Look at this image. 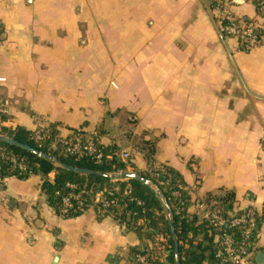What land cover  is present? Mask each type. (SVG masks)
<instances>
[{
  "label": "crops",
  "instance_id": "crops-1",
  "mask_svg": "<svg viewBox=\"0 0 264 264\" xmlns=\"http://www.w3.org/2000/svg\"><path fill=\"white\" fill-rule=\"evenodd\" d=\"M225 11L264 30L256 0H0V130L82 128L138 172L169 166L198 221L215 197L260 210L264 45L227 37ZM151 244L94 209L59 215L39 174L0 191V264H134ZM256 249L264 264V222Z\"/></svg>",
  "mask_w": 264,
  "mask_h": 264
},
{
  "label": "trees",
  "instance_id": "trees-1",
  "mask_svg": "<svg viewBox=\"0 0 264 264\" xmlns=\"http://www.w3.org/2000/svg\"><path fill=\"white\" fill-rule=\"evenodd\" d=\"M223 23L227 20L224 17ZM5 117H2L4 119ZM77 130V129H76ZM48 137L42 141L35 140L34 132L23 128H1L0 135L13 139L16 144L11 145L0 141V147H6L8 151L25 157L26 171L8 170V165L3 169L8 176L26 178L30 174H39L42 177V190L48 198L50 205L59 213L64 195L79 190L101 192L107 202L115 201L106 208L104 216L99 218L112 217L128 230L134 231L140 239L149 240L151 248L133 250L134 264H142L139 256L145 257L148 264H230L223 262L218 256L222 250L218 236L227 233L237 243L244 242L245 248L256 254L257 234L253 233L248 239H243L242 225L231 226L225 223L216 229L209 220L198 221L196 216L187 213L190 200L185 182L182 176L169 166L153 167L146 172H138L133 169L132 158L127 162L120 158L119 149L116 146H107L100 142L97 135L94 139L97 142V150L102 154L100 160L93 155L67 154L62 152L60 145L52 147V142L57 134L55 126L43 129ZM20 145L30 146L42 151L54 158H39L32 152L23 149ZM145 156L152 161L154 150L147 141L137 144ZM63 164L90 170L93 173H80L68 170ZM131 169L145 177L148 183L138 179H124L112 177L121 171ZM54 173V179L50 180L49 175ZM100 174H105L102 176ZM76 186L75 190L70 189L67 184ZM214 209L219 210L228 219L232 217L226 214L231 207V198L221 196L214 198ZM102 206V204H99ZM171 217L170 222L168 212ZM244 213L243 210L238 215ZM82 212L71 210L63 217H74ZM264 222V215H258V227ZM174 228V237L172 234ZM259 229V228H258ZM218 238L217 241H214ZM175 244L178 247V256H175Z\"/></svg>",
  "mask_w": 264,
  "mask_h": 264
},
{
  "label": "built area",
  "instance_id": "built-area-1",
  "mask_svg": "<svg viewBox=\"0 0 264 264\" xmlns=\"http://www.w3.org/2000/svg\"><path fill=\"white\" fill-rule=\"evenodd\" d=\"M256 8L260 15L264 16V0H256ZM226 22L222 24L221 29L227 37L236 38L243 49L249 50L255 46L264 45V30L254 20H245L243 18L237 19L232 16L229 11H225ZM32 137L37 141H42L48 137V134L42 128L33 131ZM58 144L62 152L71 155H95L97 160H100L102 154L97 150V142L93 135L87 134L82 128L72 130L68 136L62 137L59 133L56 134L52 147L57 148ZM132 157L130 151H123L120 153V158L127 162ZM3 165H8V170H18L19 172L26 171L25 157L10 152L6 147H0V191L4 186V182L8 175L3 169ZM49 179H54V173L49 175ZM67 186L75 190L76 186L68 183ZM186 189V188H185ZM99 204H102L100 206ZM115 205V201L107 202L101 192H93L86 190H79L70 192L63 196L62 205L59 207V215H68L71 210H76L85 213L89 209H94L97 216H104L106 208L109 205ZM215 202H203L199 207L207 209L206 219L216 228L220 229L225 223L231 226L242 225L243 239H248L253 233L258 234V215H264V204L260 210L255 209L253 206L243 209L244 213L238 215L241 210H235L233 207L228 208L226 214L232 219H228L225 214L219 210L214 209L212 206ZM220 239L222 250L218 252V256L223 262L230 264H257L255 260V253L248 251L245 248L244 242L237 243L232 238L231 234H221L218 236ZM139 261L142 264L145 262V257L139 256Z\"/></svg>",
  "mask_w": 264,
  "mask_h": 264
},
{
  "label": "water",
  "instance_id": "water-1",
  "mask_svg": "<svg viewBox=\"0 0 264 264\" xmlns=\"http://www.w3.org/2000/svg\"><path fill=\"white\" fill-rule=\"evenodd\" d=\"M0 141H3L7 144H11V145H14L16 144V142L13 140V139H10L4 135H0ZM20 147H22L23 149L25 150H28L30 152H32L33 154H35L36 156H38L39 158H47V159H50V160H54V158L42 151H39L35 148H32L30 146H26V145H20ZM63 167L68 169V170H72V171H76V172H80V173H93L92 171L90 170H85V169H81V168H75V167H71V166H68V165H65L63 164ZM102 176H106L105 174H100ZM112 177H121V178H124V179H138V180H141L143 181L144 183H148V180L139 175L137 172H134V171H121L117 174H114L112 175ZM167 209V212H168V216H169V219H170V222L172 224V221H171V217H170V214H169V210H168V207H166ZM172 234H173V238L175 239L174 237V228L172 227ZM175 256L177 257L178 256V247H177V244H175ZM262 258L264 257V254L262 253L261 254ZM175 264H178V262L176 261Z\"/></svg>",
  "mask_w": 264,
  "mask_h": 264
}]
</instances>
